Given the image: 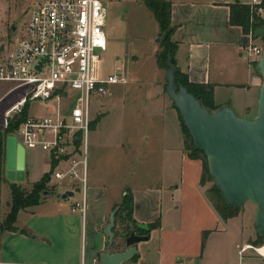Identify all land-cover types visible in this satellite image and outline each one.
<instances>
[{"label":"crops","instance_id":"crops-1","mask_svg":"<svg viewBox=\"0 0 264 264\" xmlns=\"http://www.w3.org/2000/svg\"><path fill=\"white\" fill-rule=\"evenodd\" d=\"M165 1L170 4L169 20L175 27V69L185 73L189 83L210 85L215 108L227 106L236 117L252 119L260 77L253 65L244 59L243 51L249 43L258 45L260 38L252 40L249 33L231 25L228 14L230 4L248 5L251 0ZM117 14L119 8L111 14L106 11L104 34L112 19L118 22ZM97 69L102 75L123 71L128 77L126 85H113L106 96L93 98L90 107V115H99L93 129H89L92 136L97 137L100 124L116 102L127 121L122 141L129 156L121 162L123 174L112 179L101 172L87 137L83 212L75 205L78 199L74 198L70 184L56 186L55 192L46 194L38 204L16 213L15 230L0 232V264H97L98 254L105 244V236L100 232L103 221L127 191L135 223L149 226L158 221L148 229L147 242L135 244L137 257L132 264H176L178 260H184L185 264H201L204 235L225 232L235 219L245 225L246 221L241 219L239 212L221 219L203 186H199L201 164L199 160L189 159L183 150L178 115L164 93L165 81L158 71L155 69L151 77L135 76L118 59L108 71H102L99 60ZM15 103L2 112L0 109V121L1 114ZM33 103L27 105V117L52 112L48 105L54 103H35L47 107L42 115L31 113ZM17 145L15 136L6 137L1 159L4 183L0 181V221L7 211L1 218L2 190L8 202L9 185L30 187L50 171L51 162L44 153L22 148L23 178L21 181L7 179L6 171L15 172ZM34 150H38L41 157L36 159ZM64 191L72 192V196L60 199ZM246 232L245 241L237 252L254 250L247 242L252 239L249 230ZM250 258L255 260L253 256Z\"/></svg>","mask_w":264,"mask_h":264},{"label":"built area","instance_id":"built-area-1","mask_svg":"<svg viewBox=\"0 0 264 264\" xmlns=\"http://www.w3.org/2000/svg\"><path fill=\"white\" fill-rule=\"evenodd\" d=\"M257 4L258 0H251L250 5ZM105 20L106 9L99 0H42L28 13L20 34L0 54V81L23 92L4 113L3 128L26 102L68 101L62 111L26 117L13 136L24 150L38 149L46 155L51 162L50 183L70 184L71 191L81 197L75 202L81 212L91 100L106 96L113 85L128 83L123 71L102 75L97 69L100 52L106 49ZM262 47L249 43L244 59L254 65ZM176 264L185 263L178 260Z\"/></svg>","mask_w":264,"mask_h":264},{"label":"rangeland","instance_id":"rangeland-1","mask_svg":"<svg viewBox=\"0 0 264 264\" xmlns=\"http://www.w3.org/2000/svg\"><path fill=\"white\" fill-rule=\"evenodd\" d=\"M40 1L42 0H0V54L4 52L8 43L20 34L27 20L28 13ZM99 1L104 5L109 14H111V11L114 9L119 8V14L115 16L118 17V24L112 19L111 25L107 27L105 31L106 49L100 52L102 71H108V69L113 66L115 59H118L120 63L124 62L128 72L133 73L135 76L151 77L156 69L164 78V64L166 61L161 60L160 64L163 66V69L159 68L156 64L155 55L157 51L160 52L159 46L164 44L165 39L169 38L171 41L170 43H174L172 32L168 31L169 26L164 31H161L160 34H157V25L151 18L150 13L143 6L142 0ZM260 15L264 18V11ZM11 27L13 30H11ZM157 39L158 43L156 42ZM258 42L259 45L264 44V40L261 38ZM11 87L12 83L1 81V112L7 106L17 102L22 97V90H11ZM6 90L9 91L5 92ZM67 103L68 101H60L50 106L48 105V107L52 109V111L59 112L65 108ZM116 103L113 104L109 116L100 124L97 137L95 134L92 136L90 132H88L87 135L97 165L99 164L101 172L109 174L112 179L123 174L121 162L125 161L129 156L124 142L122 141V137L127 128L126 125L128 124L125 118L122 117V112ZM26 104L28 105V102H26ZM45 107L47 106H39L33 103L30 105V112L42 115L45 112ZM91 117L93 124L90 130L93 129L99 115L93 114ZM3 119L4 115L1 114V129H3ZM33 153L36 159L41 157L38 150H34ZM2 182L4 183V178L1 168V183ZM211 186V182H205L203 191L212 201V194L207 192V189ZM20 188L25 190L30 189L28 186H20ZM55 188L56 185L50 183V181H47L44 185L47 194L54 193ZM5 194V191L2 190L1 218L8 208V202L3 196ZM74 198L79 201L81 197L75 193ZM253 210L254 205L252 203L248 201L243 202L238 206L236 212H239L240 216H242L241 219L246 221V225L239 219H235L230 227H226L225 232L219 231L210 233L208 236H203L204 238L201 241L203 247L201 258H203V261L201 264H264V255H258L253 249H242L237 252V249L240 248L245 241V234H247L246 231L248 230L252 239L247 240V242L249 244L251 243V246L258 247L264 244V236H258L253 230ZM106 221L107 217H105L103 224H105ZM124 221L125 219L119 218L114 223L112 231L114 238L110 245V251L121 250L124 247L122 238L125 234H123V230L130 231L133 229V225L129 223L126 224ZM100 232L102 233L101 229ZM103 238L105 243L106 238ZM145 241L146 240L140 242L146 243L147 241ZM250 256H253L255 260H251ZM96 262L99 264L98 259ZM121 264H132V262L124 261ZM187 264H191V262Z\"/></svg>","mask_w":264,"mask_h":264},{"label":"water","instance_id":"water-1","mask_svg":"<svg viewBox=\"0 0 264 264\" xmlns=\"http://www.w3.org/2000/svg\"><path fill=\"white\" fill-rule=\"evenodd\" d=\"M253 34L264 38V29L257 28ZM165 67L164 93L189 133L192 148L202 152L211 183L227 206L238 207L245 201L252 203L253 230L264 236V44L253 66L260 77V86L255 115L250 120L236 117L227 106L208 111L197 98L176 83L174 65L167 60ZM16 151L15 172L6 171L5 177L21 181L23 149L17 145ZM71 196L72 192L64 191L59 197L66 199ZM116 210L117 206L112 208L102 228L106 240L103 251L98 254L99 264H121L131 260L136 253L135 244L148 237L145 233L149 229L148 224L135 223L133 228L143 233L131 229L123 238L124 248L110 251Z\"/></svg>","mask_w":264,"mask_h":264},{"label":"trees","instance_id":"trees-1","mask_svg":"<svg viewBox=\"0 0 264 264\" xmlns=\"http://www.w3.org/2000/svg\"><path fill=\"white\" fill-rule=\"evenodd\" d=\"M143 6L150 13L153 21L156 23L158 28V33L164 31L168 28V31L174 33L175 27L171 25L169 20V2L165 0H142ZM229 9V23L231 25L239 26L243 33H249L251 39L257 38L254 36L253 31L257 28L264 29V18L262 15L257 13V9L264 11V0H258L257 5H239V4H230ZM264 40L263 37H259ZM170 39L167 38L164 41V44L159 46V51L155 55L156 64L159 68L163 69V66L160 64V61H169L174 65V53L177 48V43H170ZM159 52V53H158ZM163 63V62H162ZM254 66V65H253ZM165 67V64H164ZM166 69V67H165ZM175 81L178 85H181L186 89V91L191 94L194 98H197L200 101V105L207 109L210 112L215 111L217 108L213 106L212 103V87L210 85L203 84H193L189 83L185 73L180 72L178 69H175L174 73ZM27 104L21 108L20 112L16 117H11L8 121L6 128H0V181H1V159L3 155L4 141L7 136L14 135L18 125L27 117ZM179 127L182 134V144L183 150L186 152V155L189 159L199 160L201 164V174L199 178V186H203L205 182H211L207 173L206 162L202 152L194 150L192 148V143L190 135L182 125L179 116ZM96 122V121H95ZM93 124V120L89 123V129ZM49 181V173L44 174L41 178L30 185L29 190L20 188V186L11 184L9 185V201L8 209L4 214V217L0 221V232L3 230H15L13 226L16 213L25 207L38 204L42 197H44L47 192L44 189L45 183ZM207 192L212 194V205L217 211L221 219L225 220L228 217L235 215L238 207H231L224 204L222 198L218 191L214 188V185L207 189ZM117 206V210L114 216V223L119 219H125L126 224L135 225L134 220L131 217V196L129 192H125L120 198L118 204H114L112 207ZM158 221H154L149 224V229L156 226ZM113 231V229H112ZM129 230H123V234H128ZM148 233V231H146ZM260 236V235H258ZM263 245V244H262ZM262 245L258 246L261 247ZM137 255L135 254L131 260L134 262Z\"/></svg>","mask_w":264,"mask_h":264},{"label":"bare ground","instance_id":"bare-ground-1","mask_svg":"<svg viewBox=\"0 0 264 264\" xmlns=\"http://www.w3.org/2000/svg\"><path fill=\"white\" fill-rule=\"evenodd\" d=\"M255 251H256L258 254L260 253L261 255H264V247L256 248Z\"/></svg>","mask_w":264,"mask_h":264},{"label":"flooded vegetation","instance_id":"flooded-vegetation-1","mask_svg":"<svg viewBox=\"0 0 264 264\" xmlns=\"http://www.w3.org/2000/svg\"><path fill=\"white\" fill-rule=\"evenodd\" d=\"M133 229H135V228H133ZM135 230H136L137 232L143 233V232L139 231L138 229H135ZM145 233H146V232H145ZM126 235H127V234H126ZM126 235H125V236H126ZM123 238H124V237H123ZM123 238H122V242H123ZM123 248H124V247H123ZM123 248H122V249H123ZM122 249H121V250H122Z\"/></svg>","mask_w":264,"mask_h":264}]
</instances>
